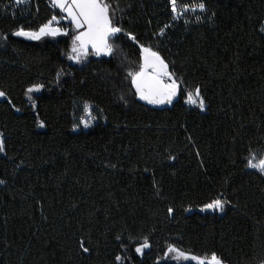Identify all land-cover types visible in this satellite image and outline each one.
I'll list each match as a JSON object with an SVG mask.
<instances>
[{"label":"trees","instance_id":"16d2710c","mask_svg":"<svg viewBox=\"0 0 264 264\" xmlns=\"http://www.w3.org/2000/svg\"><path fill=\"white\" fill-rule=\"evenodd\" d=\"M203 2L200 22L176 23L169 0H118L113 53L75 66L71 36L12 35L62 16L50 0H0V90L11 100L0 98V264H178L159 262L169 244L264 264V175L245 160L264 153V0ZM140 45L200 86L205 112L183 93L165 108L135 95ZM34 84L44 87L29 100ZM83 104L105 121L73 130ZM218 196L231 201L223 212L201 211ZM145 236L151 249L139 256Z\"/></svg>","mask_w":264,"mask_h":264},{"label":"snow or ice","instance_id":"6c2138e0","mask_svg":"<svg viewBox=\"0 0 264 264\" xmlns=\"http://www.w3.org/2000/svg\"><path fill=\"white\" fill-rule=\"evenodd\" d=\"M31 0H13L15 4H27ZM170 11L173 20H178L182 16L189 12L206 11V4L203 0L199 3H180L178 0H169ZM115 5V6H114ZM50 6L52 8L59 9L62 15L59 18L57 15H52L51 18L39 27L38 31H25L23 26L12 32V35L17 37H26L31 40H39L42 36H57L68 35V31L59 27L60 20H68L74 27V35L72 36V47L69 59L80 62L86 58L89 49L94 51L96 55L107 54L111 55L114 51V45L109 41L111 38L117 37V34L124 32V29L119 23L120 18L117 16L119 11L118 0H50ZM196 22H200L201 17L197 15L195 17ZM187 23V21H185ZM56 25V26H54ZM165 27H168L167 25ZM264 31V29H262ZM164 34V29L160 30V35ZM130 39L136 40V37L131 33H125ZM7 34H0V40H7ZM141 60L138 70L130 71L128 76L131 78V84L135 89V95L142 101H145L150 105L172 104L173 101L183 93L185 96V103L190 106L198 107L201 111L205 110V100L201 94V88L199 85L194 88H188L186 81L182 76L176 74L175 71L169 70L168 63L160 56L158 51H154L150 46L145 47L140 45ZM61 75L57 73V77ZM44 87L43 84H34L26 90L28 99L32 100L31 93L39 92ZM0 98L6 100L11 104V100L7 98V94L0 90ZM121 99H124L121 97ZM35 106V104L33 105ZM13 107H15L13 105ZM16 111L20 109L16 108ZM85 115L80 117L79 124L73 125V130H76L80 124L85 128L90 126L92 120L96 117L92 116L91 109L88 104L84 106ZM40 127H44L43 122H40ZM2 136V133H0ZM4 141L0 139V153H3ZM199 155V153H197ZM174 160L175 157H169ZM246 167L254 169L261 175H264V154L257 156L255 152L249 150V155L245 157ZM115 167V165H111ZM5 180L0 179V184H4ZM153 187L157 188V194H159V188L154 182ZM231 201L223 199L222 196H218L210 203L205 204L201 211L205 210H217L223 212L225 206L230 204ZM169 215H172L174 209L169 207L167 209ZM117 240L121 237L117 236ZM149 238L145 236L143 241L138 243V246L134 247L136 254H143L144 249L149 248ZM80 248L83 253H90L89 247L85 245L84 241L80 242ZM173 254L172 258L176 260H192L196 264H224V261L215 252L211 253L210 257H199L185 253L184 251L177 249L173 245L167 246L165 256ZM117 264H125V258L121 255L115 257Z\"/></svg>","mask_w":264,"mask_h":264},{"label":"rangeland","instance_id":"374dc122","mask_svg":"<svg viewBox=\"0 0 264 264\" xmlns=\"http://www.w3.org/2000/svg\"><path fill=\"white\" fill-rule=\"evenodd\" d=\"M23 5H25V4H19V5L16 4V6H23ZM55 9H56V8H55ZM56 10L60 12L59 9H56ZM60 14H61V15H66L65 13H61V12H60ZM205 14H206V11H204V12H199V10H197L196 12H189V13H187L186 15L182 16L180 19H178V20H174V21H175L176 23H178V22H182V21H186V20H190V19L196 20L195 17H196L197 15H199L200 17H204ZM58 18H59V17H58ZM54 26H56V25H54ZM58 26L61 27V28H63V29H66V30L68 31V36H71V37H72V36L74 35V27L70 24V22H69L68 20H60V24H59ZM263 29H264V28H263ZM64 37H67V35H63V34H61V35H57V36H55V37H53V36H42L40 39H46V38H47V39H60V38H64ZM27 39H28V38H27ZM110 40H111V39H110ZM109 42H110V41H109ZM71 47H72V45H71ZM70 55H73V54L71 53V48H70V52H69V54H68V61H69V63H70L71 65L81 66V65H83V63H85L90 57L102 56V55H107V54L96 55V54L94 53V51H92L91 49H89V53H88L87 57L84 58V59H82L79 63L76 62L75 60L69 59V56H70ZM34 93H35V92H34ZM31 94H33V93H31ZM185 105H186L187 107H189V108H198V107H195V106L187 105L186 103H185ZM84 106H85V104H83V105L79 108V110H78L79 112L77 113V115H76V117H75V124H79L80 117L85 115ZM89 107H90V109H91L92 116L96 117V119L91 121L89 127L85 128L82 124H80V126L78 127V129H83V130L87 131V130H89L90 128H92L93 126H95V125H97V124H100L101 122H104V121H105L104 118L100 115V112H99V111H96V109H95L93 106H91V105H89ZM205 111H206V105H205V110L202 111V112H205ZM262 154H264V153H262ZM260 155H261V154H260ZM257 156H259V155L257 154ZM251 170H254V169H251ZM150 249H151V247H149V248H147V249H144L143 254H144L145 252H147V251H150ZM185 253H186V252H185ZM143 254H137V255L141 256V255H143ZM172 256H173V254H169V256H167V257L164 255L165 258L160 259L159 262L166 261V260L169 259V260H171V261H175V262L178 263V264H183V263H184V264H189V263L196 264L195 261H192V260H176V259H173Z\"/></svg>","mask_w":264,"mask_h":264},{"label":"water","instance_id":"95a60500","mask_svg":"<svg viewBox=\"0 0 264 264\" xmlns=\"http://www.w3.org/2000/svg\"><path fill=\"white\" fill-rule=\"evenodd\" d=\"M178 98V97H177ZM177 98L173 101V103L172 104H174L175 103V101L177 100ZM145 102V101H144ZM146 103V102H145ZM172 104H161V105H157L158 107H160V108H165V107H170Z\"/></svg>","mask_w":264,"mask_h":264}]
</instances>
